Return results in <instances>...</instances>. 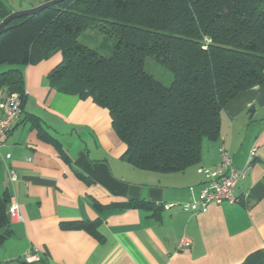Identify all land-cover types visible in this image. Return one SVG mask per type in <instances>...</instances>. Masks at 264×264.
I'll return each instance as SVG.
<instances>
[{"label": "crops", "instance_id": "0c3cea01", "mask_svg": "<svg viewBox=\"0 0 264 264\" xmlns=\"http://www.w3.org/2000/svg\"><path fill=\"white\" fill-rule=\"evenodd\" d=\"M0 1L13 12L47 0ZM60 61L56 51L23 66L22 112L1 137L0 193L18 204L21 219L9 221L0 264H27L21 259L27 250L40 256L30 264H240L254 251L264 254V82L223 106L218 137L202 141L195 164L151 172L122 158L126 145L105 108L51 86L48 73ZM219 146L236 168L255 147L250 170L234 185L240 202L183 210L203 184L197 168L217 164ZM7 165L17 174L14 182ZM130 200L151 206H124ZM74 222H97L101 238Z\"/></svg>", "mask_w": 264, "mask_h": 264}, {"label": "trees", "instance_id": "16d2710c", "mask_svg": "<svg viewBox=\"0 0 264 264\" xmlns=\"http://www.w3.org/2000/svg\"><path fill=\"white\" fill-rule=\"evenodd\" d=\"M9 13L0 1V17ZM96 21L116 36L109 55L78 40ZM56 51L61 61L48 73L51 86L108 111L126 145L124 160L151 172L183 171L199 160L204 139L218 137L223 106L264 82V0H59L13 18L0 34V65H8L0 92L18 93L23 105V66ZM147 55L170 70V84L145 71ZM10 202L0 193V243L11 234ZM71 224L101 238L97 222ZM240 264H264V254L254 251Z\"/></svg>", "mask_w": 264, "mask_h": 264}, {"label": "built area", "instance_id": "2783aa9c", "mask_svg": "<svg viewBox=\"0 0 264 264\" xmlns=\"http://www.w3.org/2000/svg\"><path fill=\"white\" fill-rule=\"evenodd\" d=\"M21 98L18 93L4 94L0 98V142L1 137L7 134L15 122L19 119L22 112ZM1 146V143H0ZM218 163L211 168L198 167L197 171L203 175V184L201 186L198 197L190 202L183 203L182 209L186 211L201 212L207 209L211 203L228 202L230 204L240 202L234 194V185L243 178L251 168L252 158L255 154V147L249 150L248 158L243 167L236 168L233 165L232 158L226 147L219 146ZM7 159L10 156L5 155ZM9 181L17 180V174L13 168L7 165ZM168 208V205H165ZM7 216L9 221H17L21 219L18 204L11 201L7 208ZM185 243L181 242L183 246ZM39 254L35 251L27 250L23 255V261L30 264L39 260Z\"/></svg>", "mask_w": 264, "mask_h": 264}, {"label": "rangeland", "instance_id": "374dc122", "mask_svg": "<svg viewBox=\"0 0 264 264\" xmlns=\"http://www.w3.org/2000/svg\"><path fill=\"white\" fill-rule=\"evenodd\" d=\"M43 3V2H42ZM2 19H0L1 21ZM78 40L96 50L102 55H109L116 42V36L108 33L106 23L96 21L92 23L78 36ZM144 69L147 73L152 74L156 79L160 80L164 85L170 84L172 81V73L164 65L156 61L152 56H145ZM8 65H0V71L4 70Z\"/></svg>", "mask_w": 264, "mask_h": 264}, {"label": "water", "instance_id": "95a60500", "mask_svg": "<svg viewBox=\"0 0 264 264\" xmlns=\"http://www.w3.org/2000/svg\"><path fill=\"white\" fill-rule=\"evenodd\" d=\"M57 1H59V0H47V1H44L43 3H41V4H39V5L35 6V7L22 9V10H17V11H13V12L9 13L8 15H6L0 21V34L6 29V25L13 18L37 13L40 10H42L44 7H46L48 5H51V4H53L54 2H57Z\"/></svg>", "mask_w": 264, "mask_h": 264}]
</instances>
